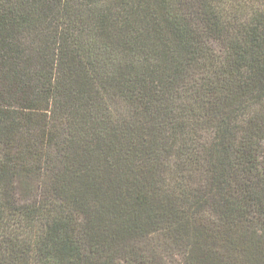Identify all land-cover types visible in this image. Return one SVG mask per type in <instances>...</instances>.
Here are the masks:
<instances>
[{
	"label": "trees",
	"instance_id": "obj_1",
	"mask_svg": "<svg viewBox=\"0 0 264 264\" xmlns=\"http://www.w3.org/2000/svg\"><path fill=\"white\" fill-rule=\"evenodd\" d=\"M167 261L264 264V0H0V264Z\"/></svg>",
	"mask_w": 264,
	"mask_h": 264
},
{
	"label": "rangeland",
	"instance_id": "obj_2",
	"mask_svg": "<svg viewBox=\"0 0 264 264\" xmlns=\"http://www.w3.org/2000/svg\"><path fill=\"white\" fill-rule=\"evenodd\" d=\"M177 258H178V257H175V260H176V261H179ZM167 264H168V261H167Z\"/></svg>",
	"mask_w": 264,
	"mask_h": 264
}]
</instances>
